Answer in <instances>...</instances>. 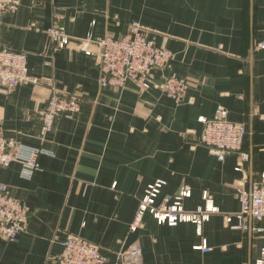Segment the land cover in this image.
<instances>
[{
	"label": "crops",
	"instance_id": "0c3cea01",
	"mask_svg": "<svg viewBox=\"0 0 264 264\" xmlns=\"http://www.w3.org/2000/svg\"><path fill=\"white\" fill-rule=\"evenodd\" d=\"M134 20L171 58L149 88H103L98 60L77 39L89 32L121 36ZM53 24L72 38L63 48L47 32ZM263 40L264 0H20L15 12L1 15L0 48L25 51L39 83L0 86V134L44 152L31 179L20 176L19 162L0 166V186L31 211L14 241L0 234V264H55L69 233L97 243L104 264L130 262L116 253L132 245L141 248L137 264H255L259 234L231 229L223 216L239 210L236 188L264 172ZM170 75L186 80L181 103L160 87ZM51 86L77 98L80 108L45 133ZM217 107L246 124L245 162L233 152L219 161L198 143V118ZM156 180L165 182L159 200L186 187L185 210L204 207L206 194L218 211L200 228L158 224L146 213L132 231L139 200ZM203 239L210 252L195 248Z\"/></svg>",
	"mask_w": 264,
	"mask_h": 264
},
{
	"label": "built area",
	"instance_id": "2783aa9c",
	"mask_svg": "<svg viewBox=\"0 0 264 264\" xmlns=\"http://www.w3.org/2000/svg\"><path fill=\"white\" fill-rule=\"evenodd\" d=\"M19 1L0 0V16L15 12ZM47 32L56 48H63L72 40L64 26L60 24L51 25ZM77 43L86 56L98 60V81L103 88L121 89L128 82H133L141 88H149L154 71L163 70L171 58V52L163 46L156 45L139 21H132L129 31L121 36L89 32L86 36L78 38ZM259 47L264 49V40ZM27 59L28 54L25 51L0 48V86L12 88L19 84L39 83L38 78L28 73ZM160 87L168 98L178 104L183 101L187 83L185 78L170 75L164 78ZM51 89L52 93L42 113V129L45 133L52 129L58 118H70L80 108L77 98L59 94L54 86H51ZM198 120L202 124L198 143L208 148L219 161H223L225 156L232 152L239 155L240 162L248 159V154L242 151V144L248 133L245 123L232 121L228 111L222 107L215 108L210 116H201ZM43 152L40 148L26 146L0 134V166L6 167L13 162H19L20 176L26 179H31L38 169L37 156ZM236 169L242 170V166L239 165ZM164 185L163 180H156L147 186L130 224L132 231L141 225L146 213H149L158 224L175 226L183 222H192L200 228L211 213L218 211L209 203L206 194L203 195L206 201L204 207H198L193 211L185 210L182 200L190 195V190L186 187L181 188L172 199L164 196L159 200ZM236 194L240 204L239 210L224 214V223L231 229L251 230L259 234L262 245L255 264H264V172L248 188L238 186ZM30 212L24 201L0 186V234L6 242L14 241L19 233L26 230ZM59 244L60 251L55 256V264H104L107 260L97 243L78 234H67ZM195 248L202 252L212 250L204 239ZM140 255L141 248L132 245L117 252L116 258L122 260L125 256H130L132 260L123 264H137Z\"/></svg>",
	"mask_w": 264,
	"mask_h": 264
},
{
	"label": "rangeland",
	"instance_id": "374dc122",
	"mask_svg": "<svg viewBox=\"0 0 264 264\" xmlns=\"http://www.w3.org/2000/svg\"><path fill=\"white\" fill-rule=\"evenodd\" d=\"M134 21H136V20H134ZM50 97V96H49Z\"/></svg>",
	"mask_w": 264,
	"mask_h": 264
}]
</instances>
